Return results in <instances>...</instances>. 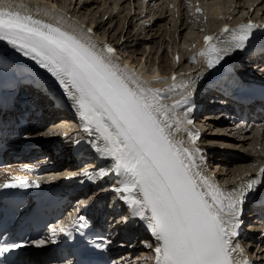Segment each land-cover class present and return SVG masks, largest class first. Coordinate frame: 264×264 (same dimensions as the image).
<instances>
[{
    "label": "snow or ice",
    "instance_id": "6c2138e0",
    "mask_svg": "<svg viewBox=\"0 0 264 264\" xmlns=\"http://www.w3.org/2000/svg\"><path fill=\"white\" fill-rule=\"evenodd\" d=\"M254 27L264 26L248 22L229 29L225 25L222 33H230L231 38L223 42L206 36L207 47L199 54L205 57L207 67L214 68L232 51L243 49ZM0 41L46 69L74 103L86 129L98 133L102 144L93 146L113 160L112 170L120 178L114 191L130 205L132 215L147 221L157 242L155 264H251L235 240L245 203L264 186V167L257 177L243 179L231 189L221 188L206 174L203 150L196 146L199 133L185 127V141L173 132L174 124L179 132L181 125L194 123L190 118V83L177 85L173 76L167 91L179 87L184 94L172 105H165L160 89L147 87L126 67H120L111 46L97 51L90 38L85 41L6 4H0ZM182 105L188 106L183 117L173 115ZM98 175L108 172L101 169ZM0 187L39 184L16 180ZM19 247H0V257Z\"/></svg>",
    "mask_w": 264,
    "mask_h": 264
},
{
    "label": "bare ground",
    "instance_id": "6f19581e",
    "mask_svg": "<svg viewBox=\"0 0 264 264\" xmlns=\"http://www.w3.org/2000/svg\"><path fill=\"white\" fill-rule=\"evenodd\" d=\"M29 1L40 2V3H36V5H46V6H52V7L59 6L60 9H57L58 14L57 13L54 14V17H55L54 20L49 21L48 19L47 20L42 19V18H38V19H41L47 23H52L53 25H56V26L58 24L56 21H58V22H69V19H66L65 14L62 13V12H64V13H67V12L65 10H63L64 8L61 5H59V3L62 2V0H55V1L54 0H29ZM102 1H103L104 5L107 4L106 0H102ZM233 1L234 0H232V3H240L242 0H236V2L235 1L233 2ZM245 1L247 3L250 2L249 0H245ZM127 2L129 3V5H131V2H132V8L130 7V9H129L130 10V14H129L130 19L128 21V24L126 23L128 26H130L129 22L132 19V16H133V19L139 17V20L149 16V17H151L149 21H151V20H153L152 15L154 16L156 13H159V12L163 13V7H162L163 3H161L162 5H159V6L154 4V7H156V6H158V7L155 9L154 8H148V10L146 9L147 12L146 11L140 12V8L136 7V9H138V11H139V14L138 13L136 14V11H135L136 9H135V7H133L134 0H125V1H123L122 4H125ZM179 3L181 6V2H179ZM253 4H252V6H253ZM132 9H133V11H132ZM248 9H250V8H248ZM119 13L120 12H118V14ZM131 14H132V16H131ZM141 15H143V16L141 17ZM174 15L176 17V23H174V26H175V24L178 23L177 24L178 26L176 27L174 35L178 34V37H181L186 26H189V23H188V20H186V22H184V21L181 22V19H180L181 14L178 10L174 11ZM227 15H229V9H225L224 12L219 11V8L217 9L214 7L210 8L208 10V16L210 18H212V19H215L218 17L222 18V20L220 21L221 25L218 28H215L214 30H211V31L207 32L206 34L202 35L200 39L194 41V44L196 45L197 49H196L193 57L191 58V62L189 64V66H190L189 69H191L192 71L194 68H196L198 66V61L196 59H199L201 57V55L199 53L202 51L203 47L205 46V39L204 38L206 36H212L214 38L213 42H216L218 40V38L223 35V33H222V30L224 28L223 24L239 22L242 20L243 21L255 20V19L250 18V16L247 18H243V17L232 18L229 16V19H230L229 21H226L225 19L223 20V17L227 16ZM73 16L74 15H71V17H73ZM164 16L162 15V17H164ZM74 18H75V16H74ZM184 18H183V20H184ZM78 20H76L77 24L83 25L84 21L83 20L78 21ZM125 21H124V24L122 25V27L125 25ZM85 23L91 26L90 29H92V31L93 30L95 31V29L93 27L96 26V32L100 33L99 30L102 29V28H100L101 26H99L98 24L94 25L93 21L89 22V23L88 22H85ZM166 23H165V17H164V19H161V20L159 19L157 22L152 23V26L149 27L151 29H149V31H148V34H152V37L149 40L139 39L138 37L141 34H139L137 30H136L137 31L136 33L132 34L131 32L126 31V30H124V32H123V29L121 31L119 30L120 32L118 35H116L117 33L116 34L114 33L115 34L114 36L112 35L114 37L113 41H115L114 43H116L115 44L116 47H115V45H112V42H109V40L105 34H103L102 37L119 54H120V52H119L118 48L127 45L128 44L127 42L130 38H133L131 42L136 41V44L132 48H136L139 45H142V47L146 51L143 50L142 53L140 54V56L138 54H136L135 56L138 55L136 60H134L132 58H128L124 55L123 56L125 58H127L129 61H132V63L135 65L139 64V62L142 61V59H145L144 60L145 63L148 64V66L150 68L153 67V70H154V73L152 75H150L149 77H147L148 81H150V79H153V78H158V77L162 78L163 76H166V75H164L166 72L161 71V69L159 67V64L161 63V58L163 57L162 55H163L164 51H161V48L155 49V47H153L154 45L152 46V44H153L152 41L154 39H156V38L159 39V37H162L161 34H160V36H157L160 32V30H159L160 24H166ZM61 28L67 30L65 26H63ZM166 30H167V28H166ZM162 33L164 35V32H162ZM82 34L84 36L86 35L84 32ZM115 36H117V37H115ZM136 36H137V39L135 38ZM144 37L145 36H143V38ZM134 39H136V40H134ZM122 40H124V41L121 42ZM160 41H161V38H160ZM174 43L176 44V41H174ZM200 43H202V44H200ZM154 44H156V43H154ZM129 45L132 46V44H129ZM117 46H118V48H117ZM153 51H154V53H152ZM157 53H158L157 58L158 57L159 58L157 60L154 59V61H152V57H155V55H157ZM120 55H122V54H120ZM169 55H170L171 68L168 71V73L171 74V77L167 82V85H169L168 87H166V88L163 86L159 87L161 92L162 91L167 92L169 87H171L173 85L172 78L176 72L175 71V65L178 62V60H179V63L182 61V58L178 56L179 54L177 55L175 53H171ZM2 64L5 66V68L2 66ZM181 64L182 63H180L179 67L181 66ZM222 65H223V60L219 64H217L214 68H208L207 64L205 62V59H202L201 67L197 70L198 74L201 73L200 81L205 82V84L207 85L209 82V75H212L214 72H216ZM142 66L144 68H147V65H142ZM130 72L134 73L135 76L138 77V72H134L133 68H131ZM184 79L187 81L190 78H189V76H186ZM0 83L3 85L5 90L10 94H16L18 89H20L23 86H26L27 87V93H28L27 96L29 98H31L30 101L28 102V106L31 109L30 113H31L32 119L30 120L29 125H27L26 127L23 126V128H21L20 130H18L15 133L16 136L18 135V137H16L15 139H19V140L20 139H29V140H33V141L42 142V141L51 140V138L53 137L55 132L58 131L57 130L58 128L61 129V131H63V132H67L68 130L71 131V125L68 124L69 120L71 118L70 114H68L64 111H61L60 109H56V111L53 110V111H51L52 112L51 113L48 111V108L54 104H56L58 106L72 105L77 110L74 103L67 98L63 89L57 84V82L55 81V78L46 69L41 68L36 63L35 60H33L29 56H25L22 52L17 51L15 48H13L11 45H9L6 41H0ZM141 83H144L147 87L148 86H158L155 83H145V82H141ZM174 98L175 97H171V99H174ZM172 104L173 103H170V104L166 103V105H172ZM22 106H23V102H20V104L16 103V106L12 112L18 113V111H19V114H23L24 112L27 111V109L23 108ZM12 112H10L9 114H11ZM173 115H176V116L182 118L181 113H178L177 109L175 110V113H173ZM209 115H210L209 113L204 114V116L206 118L203 119L201 122L203 125V131H204L203 134L206 137V140L204 139L202 141H204V142L207 141V143H209L210 146L205 145V144H200L199 143L200 140H198L196 142V146L203 150L204 155L208 156L209 163L215 159H217L219 161L218 162L219 163L218 164L219 170L221 169V167H223V168L221 169L220 175H218V176H222V180H225L227 182L228 180L235 179L238 175H240L243 172L254 171L255 170L254 169L255 164L261 162L264 159L263 156L253 155L252 154L253 148L252 149L247 148L248 153H243L241 151H234V149H231V147L232 148H234V147L239 148V145H240V148H241L244 145H246L247 142H249L251 140L252 134L247 133V134L241 135L242 130L238 129L235 131V133H237L239 136H235L236 134H233V136H231V133H229V132H231L230 131L231 129H229L228 133H226V130L229 126L214 122L213 120H211V117ZM48 116H49V118H48ZM14 117H15L14 115H10L11 119H13ZM199 117L202 118L203 116H199ZM51 119H53V126L51 127V130L48 131V128L50 125L49 122ZM195 125L197 126L198 124L196 123ZM213 129H216L215 131H217V132H214ZM212 131H213V133H212ZM196 132L200 133V130L196 129ZM204 135H202V137ZM208 136H216V137L213 138V137H208ZM234 136L238 137V138H233ZM97 137H98V133H96L94 131V129L91 132H89L88 130L83 131V132H80L78 135H76L74 141L65 145L63 148V151L61 150L62 152H60L59 154H56L54 152L49 153L50 161H52V163L55 164V167L52 168V170L45 171V173L46 174H49V173L50 174L51 173H59L60 174V173L64 172L68 166H69L68 167L69 169L75 170L77 165H78V162L76 161L77 156H81V158L87 159V160L91 158V156L89 154L91 151H93L96 148L93 145L99 143L97 140ZM72 138H73V135L70 136V139H72ZM207 138H208V140H207ZM237 139H239V140H237ZM258 139L261 142L264 141V132L260 133V136L257 137V140ZM1 142H2V140H0V143ZM198 143L200 145H198ZM215 143H217L219 145V147L213 146V144H215ZM229 146H230L229 149L224 148V147H229ZM216 155H218L217 158H215ZM69 161L72 162V165L67 164V162H69ZM241 165H244L245 168L243 170H238L240 168L239 166H241ZM229 167L230 168L236 167V169L238 171L232 172L231 170H229L230 169ZM219 170H218V172H219ZM211 174H212V177H214L215 179L219 178V177L215 176L213 171L211 172ZM123 227H124V225H123ZM249 229L251 230L253 228L250 227ZM136 240L137 239L135 238V241ZM143 241H146L145 237H143ZM134 243L135 242H133V244ZM136 252H137V256L135 255L136 257L134 258V261H136V264H145V262H143V258L147 256V255H144V254H146V251L138 249ZM128 253L129 252H125L121 255L124 256ZM263 253H264V248H260L256 252L257 260H260V262H262V263H264V261H263L264 260V254ZM139 258H141V259H139Z\"/></svg>",
    "mask_w": 264,
    "mask_h": 264
},
{
    "label": "rangeland",
    "instance_id": "374dc122",
    "mask_svg": "<svg viewBox=\"0 0 264 264\" xmlns=\"http://www.w3.org/2000/svg\"><path fill=\"white\" fill-rule=\"evenodd\" d=\"M123 1H125V0H106L107 4L105 3L106 5H104L102 0H62V2L59 3V5H61L64 8V10L67 11V13H71L75 17H79V18L83 19V21H86L88 23L93 21L94 25L98 24L99 26H101L100 28H102V29H100L99 32L102 35L105 34L107 36V38L110 41H112V43H113V42H115V41H113L114 40L113 36L116 33H117L116 35H118L122 29H123V32H124V30L129 31L131 33L135 32V25H140L142 22L149 23L148 21L151 18L148 16V17H145L141 20H139V17L133 19V16L131 14L132 19L129 22L130 26H128L127 24H128L129 19H130V15H129L130 10L129 9H130V7L132 8V2H131V5H129L128 2L125 4H122ZM171 1L172 0H165V5L162 6L163 7V13L159 12V13H156L154 16L151 14L152 18H153V23L157 22L159 19L160 20L164 19V17H165V23L167 22L166 24H160V28L157 26L160 30V32L157 36H160V34H161L162 37H159V39H158V38H156L157 37L156 36L155 37L156 39H154L152 41V43H153L152 46L154 45L153 47H155V49L161 48V51H164L163 55H162L163 57L161 58V63L159 64V67H160L161 71H163V72H168L171 68L170 55L169 54H171V53H175L177 55L179 54L178 56L181 57L182 59H183L184 54L186 57H190L192 55V53L193 52L195 53V51H196L195 47L194 48L192 47V45H195L194 41L200 39L201 36L206 34L207 32H209V30H211V29L214 30L215 28H218L221 25L220 24V21L222 20L221 17L212 19L208 16V10L210 8H213V7L217 8V9L219 8V11H222V12H224L225 9H229V15L223 17V20L225 19L226 21L230 20L229 16L232 18H239V17L240 18L241 17L246 18L249 16L255 17L256 15L264 16V0H249L250 2H248V3L245 0H242L240 3H232V0H184L183 3H181V6H180V3H177V5H174L173 8H169L167 6L171 5ZM234 1L236 2V0H234ZM174 2L176 3V1H174ZM252 4H253V6H252ZM138 6H139L138 0H134L133 7H135V9H136V7L138 8ZM248 8H250V9H248ZM197 9H199V11L196 12L195 10H197ZM177 10L181 14L180 15L181 22L182 21L186 22V20H188V23H189V26H186L181 37H178V34L174 35L176 27L178 26L177 25L178 23L175 24V26H174V23H176V17L174 15V11H177ZM104 11L105 12L107 11V12L105 13ZM132 11H133V9H132ZM135 11H136V14L137 13L139 14L138 9H136ZM118 12H120V13L118 14ZM162 15L163 16L165 15V16L162 17ZM183 18H184V20H183ZM124 21H125V25L122 27V25L124 24ZM166 28H167V30H166ZM149 29H151V28H147V29L142 28L140 30V32L138 31L141 34L138 38L149 40L152 37V34H148ZM162 32H164V35ZM143 36H145V37L143 38ZM115 37H117V36H115ZM135 38L137 39V36ZM160 38H161V41H160ZM132 39L133 38H130L127 42L128 44L123 46V47H120L118 50H119L120 54H123L124 56H126L128 58H132V59L136 60V58L138 57V55L140 56V54L142 53L144 48L142 47V45H139L136 48H132L136 44L135 41L131 42ZM136 39H134V40H136ZM174 41H176V44L174 43ZM154 43H156V44H154ZM129 44H132V46ZM144 51H146V50H144ZM152 53H154V51ZM194 53H193V55H194ZM136 54H138V55L135 56ZM157 56H158V53H157V55H155V57H152V61H154V59L157 60L159 58V57L157 58ZM182 66H188V62H184L182 64ZM209 99L213 100L215 98L209 97ZM202 120H203V118H200V117L197 118V121L195 120V124L196 123H198V124L202 123L201 122ZM214 122H216V121H214ZM216 123L226 125V123H224V122H216ZM49 124H48L49 125L48 129H50L53 126V119H51V122H49ZM68 124L71 125V122H69ZM229 129L230 128L228 127L226 130V133H228ZM215 130L216 129H213L214 132H217ZM213 131H212V133H213ZM202 133H204L203 129H202ZM229 133H231V136H233V134H236L235 136H239L237 133H235V131H233V129ZM235 136L233 138H238ZM258 136H260V131H256L255 133H253L251 135V140L249 142H247V144L244 145L243 147L240 148V145H239V148H236V147L232 148L231 147V149H234V151H241L243 153H248V149L253 148L252 149L253 155L264 156V141L261 142L259 139L257 140ZM208 137L214 138L216 136H208ZM204 139L206 140L205 135L201 138V143L205 144V145H209V143H207V141L206 142L202 141ZM207 140H208V138H207ZM237 140H239V139H237ZM213 146L219 147V145L217 143L213 144ZM224 148L229 149L230 146L224 147ZM217 156L218 155H216L215 158H217ZM218 162L219 161L217 159H215V160H212L210 162V164L213 167L212 170H213L214 174L217 177H219V179H222V176H218V175H220V171L223 167H221V169L219 170V165H218L219 163ZM239 167L240 168L238 170H243L245 168L244 165H241ZM254 168H256V165L254 166ZM218 170H219V172H218ZM229 170H231L232 172L238 171L236 169V167H232ZM125 216H126V214L124 212H122L120 218H122V220H123L125 218ZM147 252L148 251H146V254H144V255H147L148 254Z\"/></svg>",
    "mask_w": 264,
    "mask_h": 264
}]
</instances>
